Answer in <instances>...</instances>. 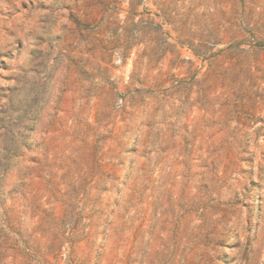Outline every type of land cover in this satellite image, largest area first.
<instances>
[{"label":"rangeland","instance_id":"obj_1","mask_svg":"<svg viewBox=\"0 0 264 264\" xmlns=\"http://www.w3.org/2000/svg\"><path fill=\"white\" fill-rule=\"evenodd\" d=\"M264 0H0V264H264Z\"/></svg>","mask_w":264,"mask_h":264},{"label":"trees","instance_id":"obj_2","mask_svg":"<svg viewBox=\"0 0 264 264\" xmlns=\"http://www.w3.org/2000/svg\"><path fill=\"white\" fill-rule=\"evenodd\" d=\"M264 46V45H263Z\"/></svg>","mask_w":264,"mask_h":264}]
</instances>
